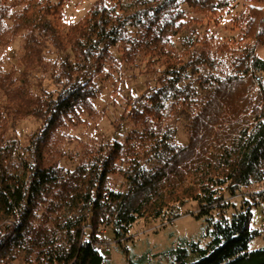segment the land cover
<instances>
[{"label":"trees","instance_id":"obj_1","mask_svg":"<svg viewBox=\"0 0 264 264\" xmlns=\"http://www.w3.org/2000/svg\"><path fill=\"white\" fill-rule=\"evenodd\" d=\"M70 1L0 0V264H110L103 229L126 238L190 201L211 240L170 249L169 264H264V246L248 251L251 204L212 214L264 182V0L233 19L229 60L182 6L219 21L240 0H95L68 20ZM19 38L24 53L7 64ZM116 52L144 55L147 88L127 96L113 135L70 134L104 117L94 75ZM126 121L135 128L121 139Z\"/></svg>","mask_w":264,"mask_h":264},{"label":"rangeland","instance_id":"obj_2","mask_svg":"<svg viewBox=\"0 0 264 264\" xmlns=\"http://www.w3.org/2000/svg\"><path fill=\"white\" fill-rule=\"evenodd\" d=\"M94 1L71 0L65 9L67 19H79ZM246 4V0H240L219 21L205 17L202 13L190 9L186 5L182 7L188 11L190 17H198L203 20V30L209 34L210 42L217 49H220L224 59L229 60L232 56L231 48L237 47L239 38V28L233 19L245 9ZM256 52L264 58V43L257 45ZM23 53L22 40L19 38L12 47L3 53L6 58L5 62L7 64L15 62ZM135 62L125 61L121 53L116 52L115 60L106 62L104 73H95L94 84L99 90L96 104L100 110H103L104 117L97 122H91L89 125L69 127L68 132L70 134L84 139L90 138L91 135H113L116 131L114 122L121 120L127 96L141 94L148 86L147 76L144 73L146 70L144 55L141 53ZM37 125L38 121L34 119L27 120L18 127L21 132H24L35 129ZM133 128L135 125L131 121L124 122L119 130L121 139ZM177 139L181 143L187 141V133L183 128H180ZM67 163L71 164L72 162L64 161L65 165ZM241 192L243 195L235 197L227 195L229 204L223 201L221 207L213 210L212 214L217 217L225 210V215L231 218L246 204H251V227L258 231V234L249 242L248 251H253L264 246V182L243 187ZM199 211L200 208L197 203L190 201L179 208L181 215L177 218L171 219V216L166 214L157 219H139L132 225L126 238L114 237L112 229L107 227L103 229L104 236L100 240L107 243L106 248L104 247L102 250L106 252L110 264H139L141 262L145 264H169L165 253L170 249L192 241L205 246L211 240L209 234L211 226L206 220L207 216L200 217Z\"/></svg>","mask_w":264,"mask_h":264},{"label":"built area","instance_id":"obj_3","mask_svg":"<svg viewBox=\"0 0 264 264\" xmlns=\"http://www.w3.org/2000/svg\"><path fill=\"white\" fill-rule=\"evenodd\" d=\"M110 243V242H109ZM106 244L107 243H104V242H102V241H98V245H99V247H100V249L102 250V248H106ZM105 245V246H104Z\"/></svg>","mask_w":264,"mask_h":264}]
</instances>
